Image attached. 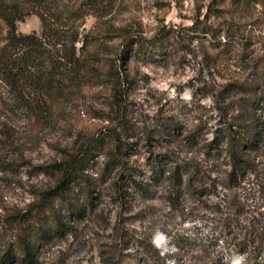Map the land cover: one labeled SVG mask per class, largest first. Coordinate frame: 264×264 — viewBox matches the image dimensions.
<instances>
[{
  "label": "rangeland",
  "instance_id": "obj_1",
  "mask_svg": "<svg viewBox=\"0 0 264 264\" xmlns=\"http://www.w3.org/2000/svg\"><path fill=\"white\" fill-rule=\"evenodd\" d=\"M104 10L84 26L109 46L115 73L103 65L104 81L50 120L0 118V264H25L1 255L27 232L40 264H232L244 257L232 241L260 232L243 264H264V0H113ZM18 28L41 22L31 14ZM233 134L255 145L244 181L229 187ZM101 137L109 143L59 187L55 163Z\"/></svg>",
  "mask_w": 264,
  "mask_h": 264
},
{
  "label": "trees",
  "instance_id": "obj_2",
  "mask_svg": "<svg viewBox=\"0 0 264 264\" xmlns=\"http://www.w3.org/2000/svg\"><path fill=\"white\" fill-rule=\"evenodd\" d=\"M112 1L0 0V118L50 120L62 112L66 103L76 100L85 86L104 81L106 72L103 65L109 66V74L115 73L114 64L104 63V54L109 53V46L84 26L89 16H105L107 10L104 9L112 7ZM31 14L39 17L41 30L24 33L18 25ZM134 43H126L127 48L121 58L127 59L131 55ZM9 129L3 128L2 131L10 139ZM105 139L101 137L91 145L69 152L63 160L55 163L54 168L61 173L59 187L77 180L103 143H109ZM112 141L113 160H117L123 154L124 146L119 135ZM229 145L231 161L227 181L232 187L243 182L251 169L247 149H254L255 142L250 137L233 134L230 135ZM181 177L179 171L172 175L175 180ZM133 181L141 184L136 179ZM137 187L143 190L142 186ZM55 223V229H61L62 222L56 219ZM42 232L45 236L47 230ZM256 233L260 232L236 237L231 243L232 253L244 255L246 260H250L253 242L256 241L251 236H257ZM36 243L33 235L27 232L18 241L17 249H6L1 259L40 264ZM143 249L149 252L144 246ZM148 256L151 254L148 253Z\"/></svg>",
  "mask_w": 264,
  "mask_h": 264
},
{
  "label": "clouds",
  "instance_id": "obj_3",
  "mask_svg": "<svg viewBox=\"0 0 264 264\" xmlns=\"http://www.w3.org/2000/svg\"><path fill=\"white\" fill-rule=\"evenodd\" d=\"M162 240H163V237H157L156 242L159 243ZM243 261H244V257L238 256L233 259L232 264H243Z\"/></svg>",
  "mask_w": 264,
  "mask_h": 264
}]
</instances>
